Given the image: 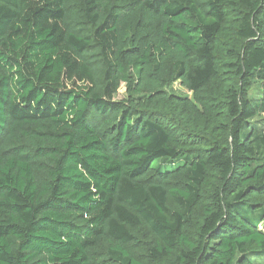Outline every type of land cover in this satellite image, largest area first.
<instances>
[{"label":"trees","instance_id":"1","mask_svg":"<svg viewBox=\"0 0 264 264\" xmlns=\"http://www.w3.org/2000/svg\"><path fill=\"white\" fill-rule=\"evenodd\" d=\"M0 264H264V0H0Z\"/></svg>","mask_w":264,"mask_h":264},{"label":"rangeland","instance_id":"2","mask_svg":"<svg viewBox=\"0 0 264 264\" xmlns=\"http://www.w3.org/2000/svg\"><path fill=\"white\" fill-rule=\"evenodd\" d=\"M174 89H175L179 94L186 95L185 90H183L180 86L175 85V86H174ZM124 97H125V89H124V87L122 86V87L119 89L118 94L116 95V99H117V100H120V99H123Z\"/></svg>","mask_w":264,"mask_h":264}]
</instances>
